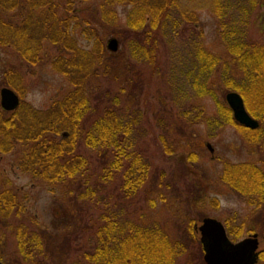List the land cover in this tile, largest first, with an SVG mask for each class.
I'll return each instance as SVG.
<instances>
[{"label": "trees", "instance_id": "16d2710c", "mask_svg": "<svg viewBox=\"0 0 264 264\" xmlns=\"http://www.w3.org/2000/svg\"><path fill=\"white\" fill-rule=\"evenodd\" d=\"M90 1L0 0V47L14 49L26 64L35 66L42 60L44 46L51 45L57 52L51 59L52 70L70 85L46 110L23 103L13 112L0 108V155L14 151L15 144L24 147L18 170L47 185L55 201L68 204L55 217L54 231L63 228L66 232L69 210L80 218V245L72 250V239L63 242L67 255L76 256L74 264H178L184 246L171 241L156 222L134 219L137 213L130 207L134 200L138 204L141 192L152 206L154 200L147 196L169 187L162 172L155 170L151 177L150 162L138 148L136 130L145 113L138 109L135 89L145 87L138 83L145 65L151 68L149 75L160 71L157 46L161 33L174 9L185 0H98L99 21L115 37L110 39L117 41L116 51L107 49L93 25L98 22L96 15L94 21L79 16ZM248 1L250 11L264 0ZM121 6L129 9L125 26L118 28L116 8ZM241 10L242 15L246 13V8ZM237 19L228 28L222 26L221 35L231 40L227 47L231 63L239 71V81L227 86L240 94L252 117L263 120L264 45L246 38V17ZM79 37L88 48L79 44ZM197 59L204 61L202 80L195 78L193 83L211 93L218 111L264 153L262 126L249 130L237 125L231 111L217 101L212 83L207 85L209 68L216 67L217 58L199 49ZM247 102L258 108L251 112ZM221 179L252 208L264 204V172L257 165H226ZM6 185L0 183V226L10 227L23 207ZM102 194L105 204L100 207ZM14 230L17 251L24 261L47 256L50 234L46 229L32 231L20 221ZM263 259L264 249L259 261Z\"/></svg>", "mask_w": 264, "mask_h": 264}, {"label": "rangeland", "instance_id": "374dc122", "mask_svg": "<svg viewBox=\"0 0 264 264\" xmlns=\"http://www.w3.org/2000/svg\"><path fill=\"white\" fill-rule=\"evenodd\" d=\"M98 5V0L85 3L79 16L92 21L93 15H96L98 22L93 25L100 30L106 45L110 38L115 37L110 36L102 26ZM241 8H246L244 16ZM128 9L125 6L116 8L118 28L125 26ZM249 9L248 0L181 2L166 22L157 46L160 71L149 75L151 68L145 65L144 76L138 79V83L145 87L140 89L136 86L135 89L139 97L138 109L141 114L145 113L136 130L138 148L144 151L150 162L151 177L155 170L158 174L162 172L164 183L169 187L157 189L159 191L155 194L147 196L153 198L152 206L141 192L137 197L138 204L134 200L130 208L137 213L134 219L143 223L156 222L171 241H178L184 246L185 252L178 264H205L200 235L195 232V226L205 217L222 222L233 236V241L252 233L259 234L260 249H264V204L260 208H252L244 197L235 194L221 179L226 165L253 163L264 172V153L248 142L240 128L229 123L225 113L218 111L211 93L193 83L195 78L202 80L200 67L204 61L197 59V51L201 49L217 58L216 67L209 68L211 76L207 85L212 83L217 101L229 109L225 95L238 93L228 86L239 81V71L231 63L227 51L231 40L221 35L222 26L228 28L237 18L243 17L244 20L246 17V38L264 45V1L257 4L254 10ZM219 12L223 14L221 17ZM76 35L78 37L79 33ZM79 42L81 46L89 47L85 40L80 39ZM56 56V50L46 44L41 62L31 66L14 49L0 47V89L10 88L19 93L23 104L36 110H46L54 99L70 89L65 77L52 70L51 59ZM15 78L20 80L19 84ZM247 105L251 112L258 108L248 102ZM252 118L259 122L264 132V119ZM23 151L24 147L15 144L14 151L0 155V183L7 184L17 194L23 207V212L11 220L10 227L0 226V263L74 264L76 256L71 252L67 255L68 248L63 242L66 238L72 239V250L80 245V218L69 210L66 216L70 219L67 222L70 226L66 232L63 228L54 231L55 217L62 206L68 207V204L55 201L47 185L34 182L28 174L18 170L17 164ZM105 196L101 195L100 207L105 204ZM20 221L29 225L32 231L44 228L49 232L45 258L26 262L18 254L14 228ZM192 221L194 229L191 234L189 226ZM258 264H264V259Z\"/></svg>", "mask_w": 264, "mask_h": 264}, {"label": "water", "instance_id": "95a60500", "mask_svg": "<svg viewBox=\"0 0 264 264\" xmlns=\"http://www.w3.org/2000/svg\"><path fill=\"white\" fill-rule=\"evenodd\" d=\"M117 48L116 40L107 41L108 50L116 51ZM225 101L236 123L249 130L258 128V121L248 114L243 99L238 93H227ZM18 105L19 97L13 90L9 88L0 90V107L4 111L12 112ZM197 231L200 235L199 242L204 253L205 264H256L259 256L257 234H252L237 243H232L228 239L222 223L213 218H204Z\"/></svg>", "mask_w": 264, "mask_h": 264}, {"label": "flooded vegetation", "instance_id": "af4514ba", "mask_svg": "<svg viewBox=\"0 0 264 264\" xmlns=\"http://www.w3.org/2000/svg\"><path fill=\"white\" fill-rule=\"evenodd\" d=\"M207 218V217H206ZM204 219V218H203ZM202 219V220H203ZM202 220L200 221V223L202 222ZM223 226H224V229H225V232H226V235H227V237H228V239L232 242V243H237V242H239V241H241V240H243V239H245V238H247L248 236H250V235H247L246 237H239V238H237L236 239V241H233V236L229 233V231H228V229L226 228V226L224 225V224H222ZM197 227L198 226H195V230L197 229ZM253 234V233H252ZM257 234V233H256ZM229 235H230V238H229ZM200 243V242H199ZM258 249H257V252L258 253H261L262 251H263V249H260L261 247V243H260V240H259V235H258ZM202 248V247H201ZM203 253V252H202ZM202 261L204 262V260H203V257H202ZM259 263V258H258V260H257V263L256 264H258Z\"/></svg>", "mask_w": 264, "mask_h": 264}]
</instances>
